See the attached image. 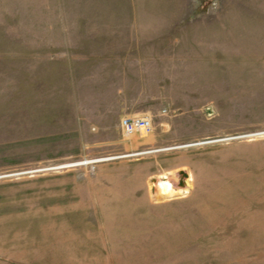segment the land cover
Here are the masks:
<instances>
[{"label": "rangeland", "instance_id": "rangeland-1", "mask_svg": "<svg viewBox=\"0 0 264 264\" xmlns=\"http://www.w3.org/2000/svg\"><path fill=\"white\" fill-rule=\"evenodd\" d=\"M0 264H264V0H0Z\"/></svg>", "mask_w": 264, "mask_h": 264}, {"label": "built area", "instance_id": "built-area-1", "mask_svg": "<svg viewBox=\"0 0 264 264\" xmlns=\"http://www.w3.org/2000/svg\"><path fill=\"white\" fill-rule=\"evenodd\" d=\"M123 134L129 136L137 131H151L152 120L148 116L125 117L121 120Z\"/></svg>", "mask_w": 264, "mask_h": 264}, {"label": "water", "instance_id": "water-1", "mask_svg": "<svg viewBox=\"0 0 264 264\" xmlns=\"http://www.w3.org/2000/svg\"><path fill=\"white\" fill-rule=\"evenodd\" d=\"M181 174L183 175V177H187L188 176V174L186 172H181ZM180 184L184 185L182 180H180Z\"/></svg>", "mask_w": 264, "mask_h": 264}, {"label": "bare ground", "instance_id": "bare-ground-1", "mask_svg": "<svg viewBox=\"0 0 264 264\" xmlns=\"http://www.w3.org/2000/svg\"><path fill=\"white\" fill-rule=\"evenodd\" d=\"M71 165V164H70ZM181 175V180L183 181V184L185 185V181H184V177H183V175L182 174H180Z\"/></svg>", "mask_w": 264, "mask_h": 264}]
</instances>
